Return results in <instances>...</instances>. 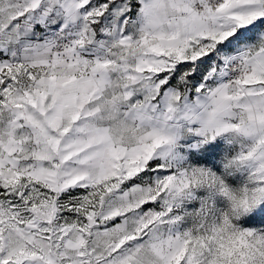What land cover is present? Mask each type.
Here are the masks:
<instances>
[{
  "label": "snow or ice",
  "instance_id": "6c2138e0",
  "mask_svg": "<svg viewBox=\"0 0 264 264\" xmlns=\"http://www.w3.org/2000/svg\"><path fill=\"white\" fill-rule=\"evenodd\" d=\"M0 264H264V0H0Z\"/></svg>",
  "mask_w": 264,
  "mask_h": 264
}]
</instances>
